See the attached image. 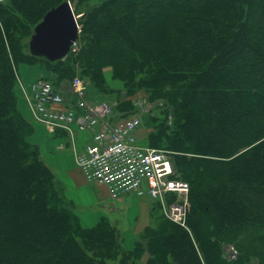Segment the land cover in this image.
Returning a JSON list of instances; mask_svg holds the SVG:
<instances>
[{"label": "trees", "instance_id": "obj_1", "mask_svg": "<svg viewBox=\"0 0 264 264\" xmlns=\"http://www.w3.org/2000/svg\"><path fill=\"white\" fill-rule=\"evenodd\" d=\"M65 1H0V264H264V0H68L86 7L76 50L30 55ZM36 64L54 88L79 77L96 99L115 93L117 114L139 92L156 105L145 146L188 184L187 229L160 214L126 250L106 218L81 224L18 106L17 68Z\"/></svg>", "mask_w": 264, "mask_h": 264}, {"label": "built area", "instance_id": "obj_2", "mask_svg": "<svg viewBox=\"0 0 264 264\" xmlns=\"http://www.w3.org/2000/svg\"><path fill=\"white\" fill-rule=\"evenodd\" d=\"M23 94L32 118L51 131L62 130L71 138L74 129L91 134L92 143L75 159L83 179L106 188L112 200L149 196L160 203L167 220L186 228L189 186L175 178L168 152L138 144V115L110 121L115 105L88 94V83L79 77L72 79L69 97L44 79L23 88ZM230 253L233 259L236 251Z\"/></svg>", "mask_w": 264, "mask_h": 264}, {"label": "rangeland", "instance_id": "obj_3", "mask_svg": "<svg viewBox=\"0 0 264 264\" xmlns=\"http://www.w3.org/2000/svg\"><path fill=\"white\" fill-rule=\"evenodd\" d=\"M96 2L97 1H95V3ZM71 6L73 8V2L71 3ZM85 8H86L85 6L84 7L82 6L80 8V13L77 14L79 15V17H82L83 15L82 10H84ZM28 40L26 41L27 52H29L28 51ZM105 76H106L109 88H111L112 90L119 89L120 86L117 83L112 82L110 80V75L105 74ZM115 97L118 98L115 95V93L108 97L101 96V98L104 99V101L113 103L116 107L117 101ZM129 99L131 100V103L133 105V108L130 110V112L129 113L123 112L121 114H117L116 112H114L110 121L118 120L121 117V115H123L124 113H125V116L131 115V114L138 115L141 118L142 123H141V126L138 128L136 134L138 133L137 135L138 144L143 146L146 142V135L151 129L152 124H153L152 118L157 117L158 110H156V105L154 103L147 102L146 96L143 92H139L138 94L134 95L133 97ZM168 121L169 122L171 121L170 117L168 118ZM38 136L40 137V142H41L39 143V146L43 152L46 149L48 150V153H51L52 155H57V156L64 155L67 153V149L65 145L67 138L51 139V136L48 134L47 130L43 126H41V131L39 132ZM41 139H43V142L47 141V144L43 143ZM60 145L63 146V148L64 147L65 148L63 150H56V146H60ZM54 177L58 182L57 184L58 188L62 190L65 198L73 204V210L78 215V217L80 218V215H82L83 217L91 216L90 220L95 219L96 222H98V220H100L101 217L106 218L115 227L116 231L120 234L121 240H122V247L126 250H131L133 248L134 243L136 241H140L139 238L142 235V232L146 227H149V228L156 227L158 215L161 214L162 216H164L161 205L159 204L158 201H154V200L145 201L143 202L144 204H140L139 207L136 206L135 208H131V200L128 201L127 198H125V201L122 202L120 201V199L122 198L118 200H111L110 198L103 195L102 199L100 200L101 204H99L98 208L96 206L92 208L91 206H88L87 203L85 205L84 204L85 201H83V204L82 202H80L78 205H76L73 203V201H71V199H69L66 196V187H65L63 180L59 178V175L58 177L54 175ZM72 199L73 200L75 199V201H77L78 199L81 200L83 198L81 195L80 196L75 195L74 198ZM84 199L87 200V198H84ZM141 200H142L141 198L135 197L133 198V204L135 205ZM103 213H105V215ZM143 221L146 222V225L144 227H142V224H141ZM145 244H146L145 241H142V245L144 246ZM230 251H231V247L227 246L224 248L223 255L227 260L228 259L230 260V255H231ZM144 259H142L140 263H143Z\"/></svg>", "mask_w": 264, "mask_h": 264}, {"label": "crops", "instance_id": "obj_4", "mask_svg": "<svg viewBox=\"0 0 264 264\" xmlns=\"http://www.w3.org/2000/svg\"><path fill=\"white\" fill-rule=\"evenodd\" d=\"M106 75H110V73L107 71ZM17 76H18V80L16 84V94H17L18 106L23 117L29 123H31L34 129L33 134L28 139L29 142L31 144L36 145L39 148L41 158L45 163V165L51 170V172L57 177L59 175V178L63 180L66 187V196L69 199H71V201H73L74 204L78 205L80 202H82L83 204V201H85L84 203L85 205L87 203L88 206H91L92 208L94 206L98 208L99 204H101L100 200L102 199L103 195L110 198L106 188L86 182L82 178V176L80 175L79 171L75 166V159L77 155L84 149L86 145L92 143L91 134L89 132L75 131L76 134H74L75 135L74 140L73 142H71L66 136V133H64L63 131L61 130L51 131L49 128L45 127L44 125L33 121V119L30 116L27 100L23 94V88H27L31 82L39 78H46L48 76V73L44 65L42 64L20 65L17 68ZM55 89L66 96L70 95L68 94L70 90L69 83L63 82L58 88ZM71 98L73 97L71 96ZM41 126H43L47 130L48 134L51 136V139L67 138V141L65 143L67 149L66 154L57 156L48 153V150L46 149L44 152L42 151V149L39 146V143H41L40 137L38 136L39 132L41 131ZM41 141L43 142V139H41ZM43 143L47 144V141H44ZM64 148L62 146L61 149H58V146H56V150H63ZM75 195H79V196L81 195L83 199L81 200L78 199L77 201H75V199L74 200L72 199L74 198ZM133 196L135 195L132 194L125 195L122 197V199H120V201L124 202L125 198H127L128 201L131 200V208H135L136 206L139 207L140 204H144L143 202L145 201L152 200L148 196L138 197L141 198L142 200L134 205L133 198L135 197L137 198V196L135 197ZM84 198H87V200H85ZM103 214L105 215V213ZM87 217H83L82 215H80L81 224L84 227L93 226L96 223L95 219L90 220L91 216H87ZM141 224L142 227H144L146 225V222L143 221Z\"/></svg>", "mask_w": 264, "mask_h": 264}, {"label": "water", "instance_id": "obj_5", "mask_svg": "<svg viewBox=\"0 0 264 264\" xmlns=\"http://www.w3.org/2000/svg\"><path fill=\"white\" fill-rule=\"evenodd\" d=\"M77 38V18L69 1H65L47 11L34 27L28 51L50 62L62 60Z\"/></svg>", "mask_w": 264, "mask_h": 264}]
</instances>
